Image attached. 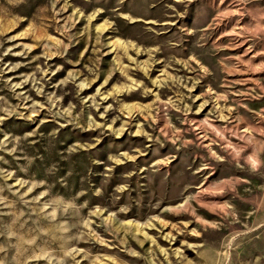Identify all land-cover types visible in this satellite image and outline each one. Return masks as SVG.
<instances>
[{"label": "rangeland", "instance_id": "rangeland-1", "mask_svg": "<svg viewBox=\"0 0 264 264\" xmlns=\"http://www.w3.org/2000/svg\"><path fill=\"white\" fill-rule=\"evenodd\" d=\"M0 264H264V0H0Z\"/></svg>", "mask_w": 264, "mask_h": 264}]
</instances>
